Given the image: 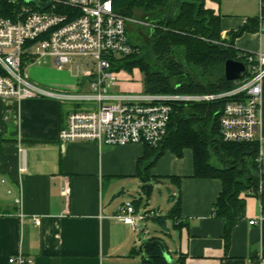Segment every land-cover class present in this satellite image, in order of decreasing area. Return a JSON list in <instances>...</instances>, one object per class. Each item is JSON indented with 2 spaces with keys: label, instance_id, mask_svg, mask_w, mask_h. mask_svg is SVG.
Listing matches in <instances>:
<instances>
[{
  "label": "crops",
  "instance_id": "obj_1",
  "mask_svg": "<svg viewBox=\"0 0 264 264\" xmlns=\"http://www.w3.org/2000/svg\"><path fill=\"white\" fill-rule=\"evenodd\" d=\"M206 8L220 17L227 41L258 21L257 29L235 38L233 46L240 54H264L259 0H207ZM69 73H41L42 81L49 90H79L81 78ZM66 120L62 104L54 99L0 100V264L18 253L35 264H142L143 255L135 252L136 232L118 215L130 202L127 195L139 188L150 194L151 182L165 181L175 188L173 207L180 204L174 218L175 259L183 257L184 264H264V210L258 197L243 195L245 216L226 248L224 221L214 215L222 182L194 177L191 149L181 158L166 151L147 169L153 159L140 165L147 151L142 144L60 142ZM261 120L264 135V82ZM141 201L131 203L148 213ZM255 220L259 224L250 225Z\"/></svg>",
  "mask_w": 264,
  "mask_h": 264
},
{
  "label": "built area",
  "instance_id": "obj_2",
  "mask_svg": "<svg viewBox=\"0 0 264 264\" xmlns=\"http://www.w3.org/2000/svg\"><path fill=\"white\" fill-rule=\"evenodd\" d=\"M35 2L50 6L42 9ZM259 2L263 9L264 0ZM261 19L264 25L263 15ZM129 21L115 11L114 0H0V100L49 98L61 104L76 103L79 108L68 114L66 125L59 132L62 143L94 142L100 147L142 144L152 148H158L166 139L176 105L225 100L220 117L222 140L256 145L259 175L246 196L261 200L264 54H242L247 61V74L237 81L236 88L225 93H116L117 61L139 53L128 35ZM145 24L153 27L147 21ZM48 57L54 59L60 71L66 66L78 70L75 76L83 81L80 79L76 93L49 90L30 79L26 66ZM118 218L141 235L140 223L151 215L138 212L133 203L127 202L120 208ZM33 221L40 224L39 218ZM258 224L256 220L250 222L252 226ZM7 264H35V261L18 253L10 256Z\"/></svg>",
  "mask_w": 264,
  "mask_h": 264
},
{
  "label": "trees",
  "instance_id": "obj_3",
  "mask_svg": "<svg viewBox=\"0 0 264 264\" xmlns=\"http://www.w3.org/2000/svg\"><path fill=\"white\" fill-rule=\"evenodd\" d=\"M206 1L114 0L118 14L135 19L137 14L143 13L145 21L154 28L149 34L150 43L137 45L139 53L120 59L114 69L118 72L140 70L145 92L150 94H220L236 88L237 82H228L225 78V63L228 60L247 63L234 48V39L246 31H255L258 21L256 27L244 26L232 33L229 41L224 40L221 19L206 8ZM262 12L264 17V7ZM226 102L176 105L166 139L158 148L146 146L140 165L152 158L153 161L146 164L150 169L166 151L181 158L185 149H191L194 177L222 182L223 190L214 206V215L224 221V239L229 248L234 228L245 216L243 195L256 185L259 166L255 144L223 142L220 117ZM213 159H217L220 166L214 165ZM261 203L264 210V194ZM135 208L138 211L136 203ZM179 213L177 201L170 211L174 222ZM154 221L166 228L164 218L155 217ZM146 244L142 251L135 250L143 255L142 264H184L183 257L175 259L167 245L170 260L158 246L147 247Z\"/></svg>",
  "mask_w": 264,
  "mask_h": 264
},
{
  "label": "rangeland",
  "instance_id": "obj_4",
  "mask_svg": "<svg viewBox=\"0 0 264 264\" xmlns=\"http://www.w3.org/2000/svg\"><path fill=\"white\" fill-rule=\"evenodd\" d=\"M144 14L140 13L136 15L135 19H130L128 22V35L129 38L136 45L149 44V34H152L154 28L147 27L145 24ZM144 24V25H143ZM27 73L29 74L30 79L33 82H36L43 88H49L48 84H45L42 81V74L46 72H51L49 74L53 77H57L58 74L62 76H69V72L77 73L78 70L75 67L66 66L64 70L60 71L57 69L54 59L51 57L42 58L38 61H35L33 64H28L26 66ZM119 86L117 92H126V93H145V86L143 81V75L140 70L135 69L133 72L122 70L118 74ZM83 81V78H81ZM70 93H76V91H69ZM63 113L68 116V114L74 109L79 108L76 103L72 102H63ZM212 163L214 165L220 166V163L217 159H213ZM153 190L148 194L147 191L143 189H138L136 192H133L130 195H127L125 199L130 202L141 201L142 205L149 209L148 213L151 215V218L147 219L144 223H140V231L136 232V243L138 251L145 244L152 239L160 240L164 242L172 255L175 252L176 243H178V233L174 227L173 218L170 217V211L173 208V195L174 187L170 185L169 182H163L157 184L156 182L150 183ZM172 190V191H171ZM127 203V202H126ZM153 211V212H152ZM162 217L166 221V227L164 228L158 222L154 221L153 218Z\"/></svg>",
  "mask_w": 264,
  "mask_h": 264
},
{
  "label": "water",
  "instance_id": "obj_5",
  "mask_svg": "<svg viewBox=\"0 0 264 264\" xmlns=\"http://www.w3.org/2000/svg\"><path fill=\"white\" fill-rule=\"evenodd\" d=\"M28 2H31V0L30 1L28 0ZM35 4L42 9H47L50 6V3L41 4L39 2H35ZM246 74H247V67L244 62H240L237 60H228L225 63V78L228 82H237L239 80H242ZM146 245L147 247L158 246L162 250L164 256L168 260H170V255L168 254L166 246L162 241L155 240L148 242ZM142 250L143 247L140 248V251Z\"/></svg>",
  "mask_w": 264,
  "mask_h": 264
}]
</instances>
